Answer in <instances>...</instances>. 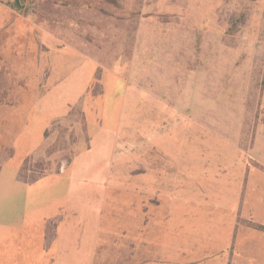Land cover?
Masks as SVG:
<instances>
[{"label": "rangeland", "instance_id": "374dc122", "mask_svg": "<svg viewBox=\"0 0 264 264\" xmlns=\"http://www.w3.org/2000/svg\"><path fill=\"white\" fill-rule=\"evenodd\" d=\"M19 2L0 0L5 178L96 186L93 264L263 260L193 242L225 218L242 245L264 232V0Z\"/></svg>", "mask_w": 264, "mask_h": 264}, {"label": "crops", "instance_id": "0c3cea01", "mask_svg": "<svg viewBox=\"0 0 264 264\" xmlns=\"http://www.w3.org/2000/svg\"><path fill=\"white\" fill-rule=\"evenodd\" d=\"M4 173L0 170V264H93L99 240L98 214L92 207L96 186H72L74 175L68 184L59 177L29 184L17 177L15 168L9 179ZM84 215L91 217L84 220ZM223 220H217L216 240L204 235L195 239L197 253L231 243L236 253L243 246L256 251L263 259L256 264H264V232L242 245L245 234L236 233L232 220ZM258 222L264 223L261 213ZM204 229L205 225L200 227Z\"/></svg>", "mask_w": 264, "mask_h": 264}, {"label": "trees", "instance_id": "16d2710c", "mask_svg": "<svg viewBox=\"0 0 264 264\" xmlns=\"http://www.w3.org/2000/svg\"><path fill=\"white\" fill-rule=\"evenodd\" d=\"M20 0H17V2H19ZM20 3V2H19ZM24 171V170H23ZM40 179V178H39ZM39 179H36L35 181H38ZM22 181H24V182H26L25 180H22ZM34 181V182H35ZM31 184V183H30Z\"/></svg>", "mask_w": 264, "mask_h": 264}]
</instances>
